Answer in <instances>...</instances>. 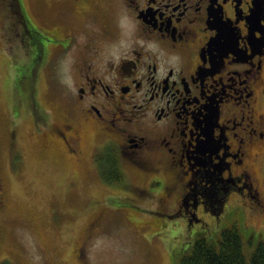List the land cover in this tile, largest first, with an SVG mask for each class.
<instances>
[{
    "label": "flooded vegetation",
    "instance_id": "flooded-vegetation-1",
    "mask_svg": "<svg viewBox=\"0 0 264 264\" xmlns=\"http://www.w3.org/2000/svg\"><path fill=\"white\" fill-rule=\"evenodd\" d=\"M57 1L61 20L73 21L51 26L28 16L34 28L22 61L30 73L56 74L64 105L49 124L66 154L79 160V125L82 135L93 130V165L105 180L121 176L123 185H113L135 201L126 208L159 215V229L182 220L194 236L207 234L239 197L264 202L255 167L264 157V0ZM121 17L135 34L117 54L100 41L118 36L120 20L128 23ZM52 49L74 56L73 80L65 66L55 72ZM237 68L249 86L244 96L211 83ZM109 160L115 169L101 168ZM1 198L0 183V212ZM241 227L256 233L246 220ZM76 264H86L81 246Z\"/></svg>",
    "mask_w": 264,
    "mask_h": 264
},
{
    "label": "rangeland",
    "instance_id": "rangeland-1",
    "mask_svg": "<svg viewBox=\"0 0 264 264\" xmlns=\"http://www.w3.org/2000/svg\"><path fill=\"white\" fill-rule=\"evenodd\" d=\"M22 2L26 13L36 23L55 26L62 25L63 19L73 21L69 15L61 20L60 11L65 7L60 1ZM121 18L128 23L123 25L120 20L118 36L100 41L106 51L113 47L118 54L121 51L118 45L132 46L134 42L132 20ZM9 24L10 20L0 10V183L3 194L0 261L76 264L81 246L86 264H176L175 254L181 253L183 247H189L195 236L185 229L182 220L174 221L165 233L158 234L154 233L157 228L152 224L157 214L140 209L114 210L111 205L126 202L125 205L130 206L135 201L126 200L129 194L125 187L114 186L110 177L105 180L100 175L101 170L99 174L90 160L89 155L99 144L93 130L82 135L83 127L79 125L81 138L76 147L83 152L79 160L65 153L60 138L49 124H55L64 105L54 70L48 72L47 67L39 70L41 73L34 84L35 96H31L32 105L33 98L39 105L37 109L30 112L22 105L20 109L16 107L19 106L14 100L17 83L11 65L26 55L19 46V32L12 31ZM84 40L80 37L77 44H83ZM50 61L55 72H58V66H65L68 71L65 77L74 79L77 68L71 52L52 49ZM237 69L239 75L230 73L226 78L225 74L221 81L215 76L211 83L217 90L224 89L226 94L244 96L249 86L243 82L242 68ZM23 79H20L21 85H24ZM44 115L48 116L47 120L43 119ZM255 167L261 173L260 188L264 192V157L257 160ZM236 204L237 207L224 213L207 235L215 239L222 229L234 224L241 227L242 220H246L264 240V202L256 203L242 196ZM242 233L244 238L253 235V232Z\"/></svg>",
    "mask_w": 264,
    "mask_h": 264
},
{
    "label": "trees",
    "instance_id": "trees-1",
    "mask_svg": "<svg viewBox=\"0 0 264 264\" xmlns=\"http://www.w3.org/2000/svg\"><path fill=\"white\" fill-rule=\"evenodd\" d=\"M0 10L1 13L3 15H6V17L10 20V29H12V31L19 32V46H21L25 50V52L28 51L26 47L28 46L26 30H32V28H34V25L29 20V15L25 11L22 0H0ZM8 12H10V14H8ZM31 39L34 42L33 44H37V42L40 41L36 34H33V37ZM36 56L37 51L34 50L32 61L34 62L33 65L35 68ZM23 61L22 58H18L17 60H14L13 65H11L15 69L14 80L17 83L16 88L14 89V100L15 102L17 101V104L19 105L16 106L17 108L20 109V105H22L26 110H30V112H32L34 111V108L37 109V107L39 106L38 103H36L35 98H33L34 105H32L31 96H35V94H33L34 84L41 72L36 75L34 69L30 73L29 66L27 64L25 65ZM21 77H24V81L22 80L24 85H21ZM10 111L13 112L11 109ZM43 119L47 120L48 116L44 115ZM105 165L106 166L103 167V169L106 167L115 169L114 167L116 166L111 164V160L106 162ZM110 181L114 184H121L123 182V179L121 176H116L115 178L110 177ZM125 199L130 200L131 198L126 197ZM125 203L126 202L117 203L111 206H114V210L116 211L120 209L125 210L127 209V205H125ZM105 205L109 206L106 203ZM111 206H109V208L113 209ZM158 216L159 215H156L153 218L155 220H158ZM168 225L173 226L174 223H168L164 225L162 224L161 229L156 227L157 229L155 230V233H165ZM185 229L188 228L185 227ZM241 230L247 233L253 232L251 229L246 230L242 227H239L237 224H234L230 227L222 229L215 239L209 237L207 235L208 233L197 234L189 247L183 249L181 253L177 255L175 254L174 260L176 264H264V240L262 235V238H259L258 234L260 233L253 232V235L249 234L247 238H244ZM188 232L196 234L197 229H188ZM152 235L155 234L153 233ZM254 237H258V239ZM0 264L13 263L8 259H3L0 261Z\"/></svg>",
    "mask_w": 264,
    "mask_h": 264
}]
</instances>
